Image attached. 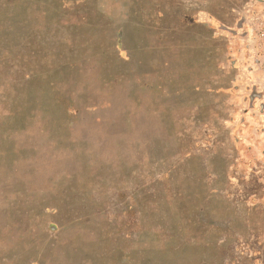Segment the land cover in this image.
Here are the masks:
<instances>
[{
  "label": "rangeland",
  "instance_id": "1",
  "mask_svg": "<svg viewBox=\"0 0 264 264\" xmlns=\"http://www.w3.org/2000/svg\"><path fill=\"white\" fill-rule=\"evenodd\" d=\"M0 264H264V0H0Z\"/></svg>",
  "mask_w": 264,
  "mask_h": 264
}]
</instances>
